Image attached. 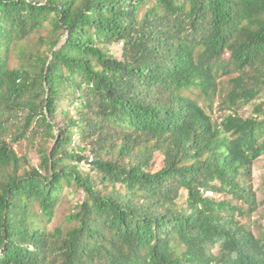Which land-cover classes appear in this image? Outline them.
<instances>
[{"label":"trees","instance_id":"16d2710c","mask_svg":"<svg viewBox=\"0 0 264 264\" xmlns=\"http://www.w3.org/2000/svg\"><path fill=\"white\" fill-rule=\"evenodd\" d=\"M263 155L264 0H0V264H264Z\"/></svg>","mask_w":264,"mask_h":264},{"label":"rangeland","instance_id":"374dc122","mask_svg":"<svg viewBox=\"0 0 264 264\" xmlns=\"http://www.w3.org/2000/svg\"><path fill=\"white\" fill-rule=\"evenodd\" d=\"M121 45H111L110 52L116 57L120 56ZM255 103H259L258 101L254 103H249L245 105H241L236 108V113L241 117H248L251 114V111L254 107ZM232 111L226 110L219 102H215L210 112L212 119L216 122H220L221 119L228 114H231ZM13 149L17 153L18 156L24 157L29 166L37 167L38 165V154L36 152V148L32 146L30 142L27 140H23L18 144H13ZM85 165V164H84ZM159 167V164H157ZM263 180H264V155L255 162L253 167V175H252V185L256 190L257 198L260 201V206L258 212L256 214V219L258 221H264V190H263ZM79 200L78 196H68L65 200H63L60 206L57 208V212L55 218L49 228H54L65 221V217L71 212L72 206Z\"/></svg>","mask_w":264,"mask_h":264},{"label":"built area","instance_id":"2783aa9c","mask_svg":"<svg viewBox=\"0 0 264 264\" xmlns=\"http://www.w3.org/2000/svg\"><path fill=\"white\" fill-rule=\"evenodd\" d=\"M89 167V166H88Z\"/></svg>","mask_w":264,"mask_h":264}]
</instances>
